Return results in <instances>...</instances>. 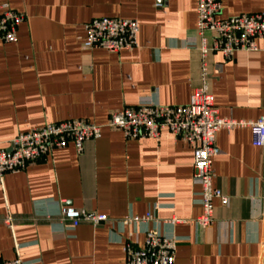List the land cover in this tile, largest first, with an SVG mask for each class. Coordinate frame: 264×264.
<instances>
[{
    "label": "crops",
    "instance_id": "crops-1",
    "mask_svg": "<svg viewBox=\"0 0 264 264\" xmlns=\"http://www.w3.org/2000/svg\"><path fill=\"white\" fill-rule=\"evenodd\" d=\"M217 1L220 18L264 12V0ZM5 4L24 21L15 42L0 43V148L67 120L100 126L101 136L80 154L68 144L4 176L0 264L17 255L24 264H123L124 244L143 247L147 229L176 239L174 264H264V148L252 146L251 129L217 133L213 186L227 204L214 200V220L201 229L191 148L166 130L127 139L106 127L111 113L141 100L188 104L200 83V53L186 45L199 43L197 0H0V14ZM102 17L135 20L137 47L85 50V24ZM255 43V52L230 60L206 57L220 118L256 121L263 112L264 39ZM60 201L107 221L70 229L56 218Z\"/></svg>",
    "mask_w": 264,
    "mask_h": 264
},
{
    "label": "built area",
    "instance_id": "built-area-1",
    "mask_svg": "<svg viewBox=\"0 0 264 264\" xmlns=\"http://www.w3.org/2000/svg\"><path fill=\"white\" fill-rule=\"evenodd\" d=\"M221 4L217 0H197L196 33L198 44H186L200 53L199 86L196 87L185 106H160L150 100H141L137 105L124 107L109 115L106 127L120 130L127 139H157L162 131L186 143L192 150V182L200 189L201 214L195 220L197 226L205 229L214 220V200L222 205L227 198L213 186L214 172L212 160L220 153L215 144L219 131L234 128H249L252 131V146L264 148V109L256 121H235L223 119L213 103L209 90L210 72L206 57L218 52L225 60H230L236 52H255L257 39H264V12L241 14L220 18ZM24 17L11 10L7 4L0 14V43L16 41L18 26ZM85 50H103L116 54L122 50L137 47L138 23L131 19L94 18L84 26ZM206 33L212 38L207 44ZM101 127L82 120H67L48 123L36 129L17 135L8 148H0V185L6 174L24 170L26 166L49 155L53 150L72 144L78 154L87 141L98 140ZM10 149V151H8ZM57 220L68 223V228H76L81 223L97 226L107 221V216L89 214L66 206L60 201ZM151 220L150 215L143 218H127L123 224H136ZM177 220L163 221L174 224ZM7 227L11 220H5ZM143 247L126 243L123 246V264H174L176 239L161 235L155 229L145 231ZM18 250L19 246H15ZM1 264H24L17 255L13 260Z\"/></svg>",
    "mask_w": 264,
    "mask_h": 264
},
{
    "label": "water",
    "instance_id": "water-1",
    "mask_svg": "<svg viewBox=\"0 0 264 264\" xmlns=\"http://www.w3.org/2000/svg\"><path fill=\"white\" fill-rule=\"evenodd\" d=\"M8 151H10V149H8Z\"/></svg>",
    "mask_w": 264,
    "mask_h": 264
}]
</instances>
